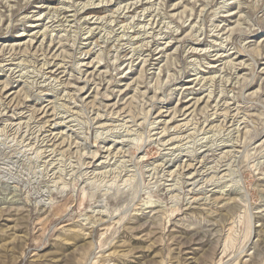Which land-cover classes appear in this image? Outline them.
<instances>
[{"label":"rangeland","instance_id":"rangeland-1","mask_svg":"<svg viewBox=\"0 0 264 264\" xmlns=\"http://www.w3.org/2000/svg\"><path fill=\"white\" fill-rule=\"evenodd\" d=\"M0 264H264V0H0Z\"/></svg>","mask_w":264,"mask_h":264},{"label":"bare ground","instance_id":"bare-ground-1","mask_svg":"<svg viewBox=\"0 0 264 264\" xmlns=\"http://www.w3.org/2000/svg\"><path fill=\"white\" fill-rule=\"evenodd\" d=\"M127 6V5H126ZM88 19V18H87ZM105 20V19H104ZM62 47V46H61ZM205 50V49H204ZM150 56V55H149ZM65 62V61H64ZM99 64V63H98ZM101 64V63H100ZM45 75V74H44ZM189 106V105H188ZM207 106V105H206ZM208 108V107H207ZM188 109V108H187ZM175 117V116H174Z\"/></svg>","mask_w":264,"mask_h":264}]
</instances>
